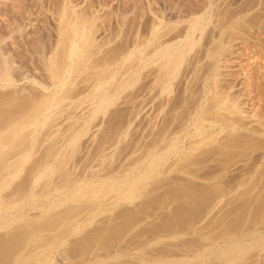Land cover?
<instances>
[{
	"label": "bare ground",
	"instance_id": "bare-ground-1",
	"mask_svg": "<svg viewBox=\"0 0 264 264\" xmlns=\"http://www.w3.org/2000/svg\"><path fill=\"white\" fill-rule=\"evenodd\" d=\"M230 1H228L227 4L226 1L224 7L220 5L219 2L214 5V7H216L208 14L205 13L191 18L188 20V25L184 28L182 27V29L176 33L173 32V29H170L174 26H166L163 20L159 19L152 23L151 26H149L148 24L150 23L146 21V25L150 28L145 25L147 28L144 29L149 30L146 32L144 31L145 33L143 32L144 34L139 41H134L132 50H130V48L111 49V47L103 50L104 46H99L97 44L94 25H88L89 21L87 17L84 19L81 18L80 20L79 18H72L74 20L70 19L71 13L74 14L71 10V13L67 12L61 15L62 21L60 22L62 28L59 40L56 41L57 43L55 42V45L53 43V45L50 44L48 48L45 43L40 42V49L38 52L41 55L40 59L43 64L42 66H44L50 78L51 85H49V82L47 85L44 84L45 81L43 80L41 81L44 83H40L39 80L34 78L36 82H39L38 85L36 84L39 87L34 88L33 92L31 90L29 94H27V92H29L27 91L25 93L26 95H22L23 89L19 91L21 94L17 92L21 87H18V84H16L18 81L15 76L17 69L15 67L16 64L14 66V59L12 57L13 60L5 58L9 57L7 55L5 57L3 55L0 56V232L5 231L6 234L5 238H2V235L0 238V264H61L58 262L60 260L57 261L55 256V250L58 245L69 246L68 248L71 247V250L67 248L68 251L64 249L63 255L64 260L67 262L66 264H104L105 262L103 263L101 258L104 256L103 253L105 251H102V254H100V250H110L111 247L112 249L115 248L114 245L116 246L117 240L114 239L120 236V240L117 241L118 245L123 238H121V236H123L121 233H123L124 230L131 229L130 224L133 225L132 221L134 218L132 220L130 219L132 223L129 222V224L127 222L129 221L128 219L131 218V215L129 218L127 217L128 221L125 219L123 225L127 223L128 227H125L127 226L126 224L124 226L118 224L114 229H109L110 231L103 227L102 229H106L107 231L101 230L102 232L96 231L99 227L95 230L89 228L91 232H94L91 234L94 235L92 237L87 235H82V237L80 236L81 238L76 237L78 239L77 241L74 240L75 243L73 242L74 246L72 244V247L70 246L72 242L70 241L71 243H69L68 238L73 235H80L82 231L81 225L77 222L78 220H76L77 217L80 215L83 217L85 213L89 214L95 211L100 213L101 211L108 210L109 208L113 209V207L115 208V206L125 203L133 204L136 199H139V193L145 188L148 181L151 180L155 174H161L163 170L166 174L180 172L185 174V176L188 175L194 178L200 177L203 180L210 181V183L208 182L209 185L206 184L207 186H205L204 184L201 190L195 188L196 183H194L195 181L192 182L190 178L188 179L195 185L192 184L191 186V184H188V186L187 183L185 184L186 187H189V192H185L184 189L183 193H188L187 197L193 198L190 202V204L193 202L192 206L195 203L194 201H197V204L195 203L197 207L195 208L198 210L200 207V209H202L204 206L205 209L203 208L202 211L205 210L209 213H216L221 209L220 212H222L226 205L228 206V204L231 203L229 202L227 204L226 202L224 206H221L222 208L218 207L219 204L224 198L229 195L231 196L233 193L237 194V198L240 197L242 199H240V202L244 201L241 202V206L238 205L239 207L236 206L235 209L232 207L233 210L231 211L230 208L228 213L224 215H222L223 213L220 214L221 216L219 219L217 218L218 221H216L218 227H223V229L225 227L228 229L229 227L230 230V227H245V225L246 227L247 225L259 227L260 225H264V139L241 135V130L247 131L249 136H254L252 134L259 133L264 134V130L248 128V126L243 123L244 110L239 100L238 93L233 91L234 86L223 84L221 80H219V74L221 73L217 70L221 67V59L225 58L227 55L226 53L224 57H221V50H224V48L226 50L229 44L232 43L233 40H236L235 35L241 34L236 31L242 29L245 33L247 29H244V27L251 28V25L255 23V25L258 26L259 23L257 24L256 21L259 18L260 20L264 18L262 17L264 14L260 16V13V17H257V12V14L254 13V15H256L254 18L250 15L252 19L257 17V19L253 21L251 18L245 20V18H240L241 16H238L243 13H251L258 9L259 6L264 4V0L257 1L258 3L247 1L245 4L242 3L241 6L237 5L238 8L234 10L231 8H233L237 2L233 5L229 3ZM260 8L263 9V6ZM242 24H245V26ZM174 28L176 29V26ZM226 34L228 36L225 38ZM241 35L240 37H242ZM2 50L0 49L1 52ZM34 52L35 50L32 51V53ZM116 66L122 70L119 74L115 73ZM14 70L16 71L15 73ZM20 72H17L19 74H17L18 77L20 76ZM23 72L24 71H22V73ZM29 75L26 77L28 78ZM141 76H143L141 80H144V83L140 82V84H143L141 87L139 86V88H141L139 94H141V92L145 94V99L143 98L146 103L145 106L153 105L151 109L152 112L149 110L151 115H148L149 118L146 119L147 124L145 132L143 133L144 138L142 139L146 143L144 146L145 149L142 150V152L145 150L144 158L148 160L146 167L138 171L139 166H137L135 162L134 166L131 161L133 165V167H131L129 161L128 169H124L125 167H122L119 162V166H116L118 164H116L115 167L113 165L109 171L103 168V170L100 168L99 170L92 171L93 167H91L89 171L86 168L82 172H78L77 163L80 162V159L78 162L76 161L77 163L74 162L77 164L76 166L72 163V158H74L76 153L80 152L83 138L91 132V124L100 117L103 119L106 115L108 116L111 109L118 105L125 90L134 87L137 82L140 81L139 78ZM80 77L82 79L80 83H75ZM185 80L186 83L183 84ZM81 83L86 85L85 87L82 86V88L79 86L78 88L80 89H78L77 85ZM51 87L53 88L51 89ZM12 88H16V90H12ZM135 91L137 93V90ZM81 96H84V98H78ZM128 96H126L127 99ZM133 96L135 97L136 95ZM135 98L137 99V97ZM77 100L78 102L75 103ZM137 101L136 103L138 104ZM142 101L143 100H141V102ZM79 109L81 115L76 116L74 112ZM128 109L129 108H127V111ZM63 115L66 120L70 121V125L67 126L65 131L62 130L65 128L63 127L58 130V132L60 131L58 135L55 133L56 136L51 137V133L48 132L50 128L49 130L46 128L47 131H44V128L52 125V118L56 116L61 117ZM102 123L104 122L102 121ZM110 123L112 124L113 122ZM122 123L123 122H121V125ZM104 127V131H106V124ZM110 129L111 128H109V130ZM118 129L115 131L112 129L110 133H105L106 135L105 137L103 136V139L101 138L102 143L100 142L99 145L96 142L98 145L96 146L97 149H100L98 150V154L101 151L102 155H106L103 153H106L113 145H111L110 141L113 138V140H115V138L119 137L118 133L120 130ZM224 133L225 136L222 135ZM223 136L224 138H222ZM94 138L93 136V139ZM49 142L50 144H48ZM88 145L90 146L91 144L89 143ZM115 146L114 144L112 147ZM124 149L126 150V148ZM258 150H262L259 152L263 153L259 155ZM248 151L252 153L256 152L257 155H255L257 157L253 159V155L248 154ZM40 152L41 156L37 158L36 156ZM239 152L240 157L243 153L246 155V157H244L245 155L242 156L243 162L244 160L248 162L251 158L252 160L250 162H253L250 163V165L246 163V167L249 166L246 172L243 171L249 176L243 173L240 178L239 174V182L236 188L232 186L233 189L229 185L230 181H228V179L231 180L235 175H230L231 178L227 177L228 179H224L225 182L227 180L226 185H223L222 179L230 173V170L228 171L230 167L229 164V167L226 166V163L229 162H226V159L228 157L231 159L234 154L237 155L236 153ZM125 155L126 154H124V156ZM142 155H144V152ZM218 155L219 157H227L226 159L221 158V160H226L223 162L225 164H221L223 168L220 167V170H218L220 163L217 164L218 166L213 164L215 168L217 166V170L210 168L213 167L210 166L208 168H210V171L213 169V171L210 172L207 170V173V171L204 170V175H198L201 168H196L207 164L212 161L213 158L218 160L219 157L216 159ZM106 156H108V154ZM99 158H101V156H99ZM140 158L138 155L136 161ZM172 158L175 159L174 162L172 161V164H170ZM184 160L186 161L184 162ZM221 160L219 159L220 162ZM181 161L184 162V165L179 166V162ZM232 163L233 162H231L230 165H232ZM235 163H233V165ZM107 165L109 166L108 163ZM208 165H205V167ZM210 165L212 164L210 163ZM120 167H122V170L119 169ZM246 167L244 168L246 169ZM26 170L27 173L25 172ZM137 171L138 173H136ZM22 174L25 176L22 177ZM132 174L134 175L133 178ZM236 177L234 179H236ZM175 178L180 180L179 178H183V176L178 177L177 175ZM163 179L167 181L166 178L163 177ZM168 179L171 178L169 177ZM186 182H188V180ZM248 184L249 187L242 189V187ZM159 185H161V183ZM156 186L158 187V185ZM171 191L172 190H170V192ZM193 195L195 198L198 197L199 200H196ZM153 196L154 195H152V197ZM182 196L184 197L185 195L181 194V198ZM54 198H57V201H54ZM146 198L149 199V196ZM233 198L234 197H232V199ZM168 200L170 199L168 198ZM167 202L168 201H166V203ZM37 204L42 207L41 210L37 211L36 209L38 213L41 211V214L36 213L38 216L35 218L34 216L36 215L33 214V216L31 214L33 212L32 208ZM194 206L192 208L190 207L192 210H189L192 216L194 215L197 217L199 214L197 213L198 215H196L197 210L194 209ZM217 207L218 210L214 211ZM59 208L61 209L56 213V209ZM180 209L177 210L181 213L185 211H180ZM193 209L195 210L194 214ZM225 212H227V210H225ZM181 213H178L181 215L180 218L176 212L180 219L185 220L186 217L183 218L184 216L182 217V215L184 214ZM95 214H97V212ZM203 216L204 215L201 217ZM195 217H193V219ZM174 218L175 220L177 219V217ZM174 218L173 222L175 221ZM81 219L83 220V218ZM198 219L197 222L201 220V218L200 220ZM177 221L179 223H177ZM211 221H213V219ZM180 222L183 221L177 219V224L175 225L177 226L180 224L181 226L183 223H186L183 222L181 224ZM121 225L123 227H121ZM180 226L177 227L180 228ZM184 226L183 224L181 227L184 228ZM169 227L170 229L173 228L172 225ZM59 230L61 232L52 235L53 232ZM88 231L86 233H88ZM180 233L182 232L180 231ZM229 233H232V231H229L228 234ZM218 237L215 240H217ZM107 238L113 239L112 241L108 240L110 241L108 242ZM208 239L210 240V237H208ZM113 240L114 245L112 246ZM205 240H207V238ZM122 245L120 244L119 246L120 250L128 246H123L121 249ZM242 245L243 244L240 246L239 243L233 244L232 247L223 249L219 252L215 258H217V260H224L227 262L225 264H232L237 260V257L247 254L246 249L242 248ZM175 247L177 248V246ZM191 247H187L186 249L189 250ZM200 248L203 249V246ZM128 249L124 250L123 254L127 253ZM109 250L108 252L111 251ZM179 250L181 249L179 248ZM159 251L161 253V250ZM211 252H213L212 249H204L198 252L197 255H203L205 253L206 261L210 262L209 260L212 258ZM107 255L110 256L111 254L109 255L108 253ZM151 255H153V253ZM142 258L140 264H145L144 257L142 256ZM153 258H155V255ZM147 261H149L148 258ZM120 262L119 264H121ZM123 262L127 264L125 261H122V263ZM160 262H162V259ZM165 264H190V261L178 260Z\"/></svg>",
	"mask_w": 264,
	"mask_h": 264
},
{
	"label": "rangeland",
	"instance_id": "rangeland-1",
	"mask_svg": "<svg viewBox=\"0 0 264 264\" xmlns=\"http://www.w3.org/2000/svg\"><path fill=\"white\" fill-rule=\"evenodd\" d=\"M228 1H230V0H225V1L224 0H0V49L2 50V48H3V50L5 51V52L3 50H2V52L0 51V53H2V54H0V56L3 55L5 57L7 55L9 57H5V58H9L11 60L14 59V62H15L14 66L16 64L15 67L17 69L16 71L17 72L21 71L20 76L18 77L17 76L18 73L14 70V73L16 72L15 76L17 77L16 79L18 81V83H16V84H18L17 85L18 87H21L20 89L17 90V92L21 94V92H19V91H22V89H23L22 95H26L25 93L27 91H29V92H27V94H29V93H31V90L33 92L34 88H36V87L38 88L39 86H37V85L39 82L44 83L43 81H45L44 84L47 85L49 82L50 83L49 85H51L50 78L48 77V74L46 73L44 66H42L43 64H42V61L40 59L41 55L38 52L40 49V42L45 43V45L48 46V48H49L50 44L53 45L56 41L59 40V36L61 33V28H62L61 27L62 24L60 22V21H62L61 15L65 14L67 12L71 13V10L74 12V14L71 13L70 19H72V18L78 19L79 18V20H80L81 18L84 19L85 17H87V19L89 21L88 25H90V24L94 25L95 32H96V38H97V44L99 46L103 45L104 46L103 50L108 49L110 47H111V49L112 48H114V49H116V48L117 49L130 48V50H132V46H133L134 41H139V39H141L143 34L149 30V29L148 30H145V29L147 27L150 28L149 26H151L152 23H154L155 21L160 19V20H163V22L166 26H169V25H170V27L176 26V29L174 27L173 28L169 27L170 29H173L174 33H176L178 31H180L182 29V27L184 28L185 26H187L188 20H190L191 18H193L195 16H200V15L205 14V13L208 14L210 11H212V9H214L216 7V6L214 7V5H216L219 2H220V5H222L224 7L225 2L227 4ZM247 1H253L254 3L255 2L258 3L259 1H262V0H231L229 3L234 5L237 2V4L234 5L233 8H231L234 10V9L238 8L237 5L241 6L242 3L245 4ZM262 6H263V9L260 8ZM262 6H259L258 9L254 10L251 13L240 14L238 17L241 16L240 18H245V20H249V18H251V16H252V18H254L256 16V15H254V13H256V12L258 13V14L256 13L257 17L259 16V13L261 16L264 14V4ZM223 7H222V9H223ZM67 9H68V11H67ZM257 17L255 19L251 18L252 21L256 20ZM262 17H264V16H262ZM74 19H72V20H74ZM146 21L150 23V24H148L149 26L146 25V23H147ZM256 22H257V24L259 23L258 26H256L255 25L256 23H255L254 25L253 24L251 25V28L244 27V29H247L245 31V33L243 32L244 30L242 31V29L237 30V31L235 30L236 32L241 33L242 35L241 34L235 35L236 40H233V42L229 44V46L226 48V50H225V48H224V50H221V53H222L221 57H224L225 54L227 53V55H226L227 58H226V56H225V58H222V59L220 58L221 59V62H220L221 67L218 68L217 70L219 73H221V74H219V80H221V82L223 84H226V85L229 84V85L234 86L233 91L238 93L239 100L242 103L243 110H244L243 123L246 126H248V128L264 130V18H262L261 20L259 18ZM95 24H96V26H95ZM145 25L147 27H145ZM242 25L245 26V24H242ZM236 32H235V34H236ZM240 35L242 37H240ZM227 36L228 35L226 34L225 38ZM238 36H239V38H238ZM37 46H39V47H37ZM36 49H38V50H36ZM34 50H35V52L32 53V51H34ZM36 52H38V53H36ZM15 55H16V57H15ZM15 58L17 59V61ZM20 68H21V70H20ZM18 70H20V71H18ZM22 71H24V72L22 73ZM120 71H122V70L118 66H116L115 67V73L119 74ZM28 75H29V77L27 78L26 76H28ZM34 78L39 80V82L38 81L36 82ZM141 79H143V76H141L139 78L140 81H138L134 87H131V88H128L125 90L121 100L119 101L120 103L118 102V105L111 109L108 116L106 115L108 118L106 116L103 119H102V117H100L101 119L99 118L96 120L97 123H96V121H94L91 124V127H92L91 132L87 135L88 137L86 136L85 138H83L82 145L80 146V152L76 153L77 155L74 153L75 154L74 158H72L73 160L71 159L73 164H75L74 162H76V161L78 162V160L80 159L79 160L80 162H78V163L76 162L78 164V166H77V164H75L77 166V170H79L78 172H80V171L82 172L86 168L89 171L91 169V167H93L92 171L93 170L95 171L97 169L99 170L100 168H101V170L107 169V171H109V170H111L113 165L115 167V165L118 164L119 162L121 163L122 167L123 166L125 167L124 169H126V168L128 169L129 164H131L132 162H133L132 164L134 166H135V164H137V166H139L138 171H141L146 167L148 160H146L144 158L145 157V150L143 151L144 155H142L143 154L142 150L145 149L144 146L146 143L142 139L144 138L143 133L145 132V127L147 124L146 119L149 118L148 115H151L150 111L152 112L151 109H152L153 105L145 106V104H146L144 102L145 101L144 100L145 94L142 92H141V94H139L141 91V88H139V86L141 87L142 84L144 83V80H141ZM41 80H43V81H41ZM81 80L82 79L80 77L75 81V83H77V82L80 83ZM140 82H143V83L140 84ZM184 83H186V80H185V82H183V84ZM138 84H140V85H138ZM85 85L86 84H84V83L78 84L77 88L79 86H80V88H82V86L85 87ZM52 88L53 87H51V89ZM80 88H78V89H80ZM14 89L16 90V88H12V90H14ZM132 90H133V92H132ZM135 90H137V93ZM132 93H134V94H132ZM133 95H136L135 97H137V99ZM138 95H140V96H138ZM84 96H81L78 98L83 99ZM126 96H128V99ZM130 97H131V99H130ZM141 100H143V101L141 102ZM136 101L138 102V104L136 103ZM76 102H78V100L75 101V103ZM136 105H138V106H136ZM127 108H129L128 111H127ZM135 109H137V110H135ZM77 111L74 112V114L76 116L81 115L80 109ZM120 111H122V112H120ZM115 112H116V114H115ZM135 112L136 113L138 112V113L136 114ZM126 115H127V117H126ZM131 117H133V118H131ZM54 118H52V121H51L53 126L51 125V126H47L44 128V131H47V129L49 130V128H50V130L48 132L51 133L50 134L51 137L58 135V133L60 132V131L58 132V130L62 129L63 127H65V128H63L62 130L65 131L67 126L70 125V123H69L70 121L66 120L64 115L61 117L56 116ZM102 121L104 123H102ZM110 122H113V123L111 124ZM121 122H123L122 125H121ZM94 123H95L96 127L94 126ZM96 124L97 125L99 124V125L97 126ZM105 124H106V129H105L106 131H104V128H105L104 125ZM102 126H103V128H102ZM120 127H121V129H120ZM109 128H111L110 129L111 131H112V129H113V131H115L118 128H119L118 130H120V132L117 131V132H119L118 133L119 137L115 138V140H113L114 139L113 138L110 141L111 145L115 144L116 146L112 147L113 146L112 145L110 148L107 146L110 150L108 149V151L106 153H103V154H106V155L108 154V156L102 155L101 151H100L101 154L100 153L98 154V152H99L98 150H100V149H97L96 146H98L99 143L101 142V138L103 139L107 133H110ZM93 130H94V132H93ZM55 133H56V135H55ZM241 133H242L241 135H247L248 137H257V138H263L264 139L263 133L252 134L254 136H249V133L245 130H241ZM222 135L225 136V133ZM222 135H220V136H222ZM241 135H239V136H241ZM93 136L95 137L94 139H93ZM224 136L222 138H224ZM120 140H122V141H120ZM124 140H126V141H124ZM242 140H243V138H242ZM91 141H92V143H91ZM135 141H138V142H135ZM96 142L98 143V145ZM89 143L91 144L90 146L88 145ZM126 143H128V144L125 145ZM48 144H50V142ZM136 144H138L139 146ZM124 148H126V150ZM131 148L134 150H132ZM121 151H122V153H121ZM259 151L261 152L262 150H258L259 155H261L263 152L260 153ZM41 152L36 156L37 158L41 156ZM95 153H97L98 155ZM116 153H118V154H116ZM120 154H122V155H120ZM124 154H126V155L124 156ZM127 154H128V156H127ZM236 154L237 155L234 154L232 156L233 159L232 158L230 159V157H228V158L222 157V156L219 157V155L216 156L217 157V158L215 157L216 159H218V157L220 160H221V158H225V159L227 158L226 159L227 161L225 159H222L220 162L219 159L215 160L213 158L212 161L205 164V165L209 164L207 167H205V165H201V166L196 168V169L201 168L199 170L198 175L203 174L204 170L210 171V168L217 170L216 169L218 166L217 164H219V163H220V166H219L218 170H220V167L223 168L221 166V164L222 165L225 164V163H223L224 161L229 162V163H226V166H228V164H229V166L231 167L230 168L228 166L229 167L228 171L230 170V173H228L227 176L223 177L222 183H223V185H226L227 180L225 182V180H224L225 178L230 177V175H233V176L235 175V177L237 175L236 179H234L235 177L232 178L231 180H229L227 178L228 181H230L229 185L231 187L234 186L236 188L237 184L239 182V179H238L239 174H240L239 177L241 178L242 177L241 175H243V173L246 172L247 167L250 165V163L253 162V161L250 162L252 160V158L254 159L255 157H257L256 152L252 153L251 151H248V154L253 155V157L251 159H249V161L247 160L248 162H246V160H244V162H243L242 156H244L245 154L243 153V155H241V157H240V152L236 153ZM138 155H139V158L141 157L142 159L140 158L138 161H136L138 159ZM99 156H101V158H99ZM103 156H105V157H103ZM122 157H124V158H122ZM244 157H246V155ZM234 158H236V159H234ZM174 159L175 158H172L170 160V164H172L171 163L172 161L174 162ZM229 159L233 163H235V162L237 163L238 161L239 162L237 164L235 163L236 165L235 164L233 165V163H232V165H230L231 162ZM213 160H214V162H213ZM241 160H242V162H241ZM110 161H112V162H110ZM113 161H115V162H113ZM185 161L186 160H184V162ZM128 162H129V164H128ZM134 162H135V164H134ZM184 162L183 161L179 162V166L184 165ZM107 163L109 164V166L107 165ZM210 163L212 165H210ZM246 163H249V165L247 164L248 165L247 167H246ZM119 164L116 166H119ZM132 164H131V167H133ZM213 164L217 165L216 168ZM79 166L80 167L83 166V167L80 168ZM210 166H213V167H210ZM243 166L246 167V169ZM122 167H120L119 169L122 170ZM208 167H210V168H208ZM213 169H211V171H213ZM138 171L136 173H138ZM25 172L27 173V170ZM26 173H23V174H26ZM136 173H134V174H136ZM174 173L175 174H173V172L166 174V173H164V170H163V172L161 174H158V175L155 174L154 177L148 181L149 184L147 183L145 188L140 191V193H139L140 197L138 196L139 199H136L133 202V204L125 203V204L115 206V208L113 207V209H110V208L108 210L106 209L107 211L104 210V211H101L100 213L98 211H95V212H92L89 214L85 213V215H83V217H82V215L77 217L76 220H78L77 222L81 225L82 231L80 232V235L77 234L79 236L73 235V236H70L68 238L69 243L72 242L70 244V246H72V244L74 246L75 241H77L78 238H81L82 235H87L89 237H92L94 234L93 235L91 234L93 231L91 232L90 229L93 228L92 230H95L97 227H99V229L98 228L96 229V231L98 230L99 232L101 230L103 231L106 229L107 230L114 229V227H117L118 224L123 225V223L125 222V219L127 220V217L129 218V216L131 215L130 216L131 218L128 219L129 221L127 220L128 222L127 221L126 222L129 224V222H131L130 219L132 220L134 218L135 220L133 219V221H132L133 225L130 224L131 229L130 230L129 229L124 230L125 231V232L123 231L124 234L121 233V235H123V236H121V238L122 237L123 238L118 243V245H117V241L120 240L119 239L120 236L119 237L117 236V239H114V240H117L116 246L114 245V240H113L112 246L114 245L115 248L112 249V247H111V249H112V250L110 249L111 251L108 249L110 252H108V250H106V249L100 250V252H101V253L99 252L100 254H102V251H105L103 253L104 256L101 258L102 262L103 263L105 262L104 264H110V263L111 264L112 263L119 264L120 261H121L120 262L121 264H124V262L122 263V261H125V263H127V264H131V263L140 264V260L143 259L142 256L144 257V260H145L144 263L145 264H152V263L153 264H162L164 262L167 263V262H174V261H178V260H189L190 264H205V263L206 264H217V262H218V264H220L221 262H222L221 264H225L227 262H225L224 260H219V259L217 260V258H215V256L219 252H221L223 249L232 247L233 244L235 245L236 243H239L240 246H241V244H243L242 248L246 249L247 254L244 256H241V257H237V260L234 261L232 264H264V225H262V226L260 225L259 227L258 226L254 227L252 225H250V226L247 225V227H246V225H245V227H239V226L238 227H230V230H229V227H228V229L226 227H225L226 229L225 228L223 229V227H218L216 225L217 224L216 221H218L219 217L221 216L220 214L223 213L222 215H224V214L228 213L230 208H231L230 209V211H231V210H233L232 207H234V209H235L236 206H238V205L241 206L242 205L241 202H244V201L240 202L241 198L240 197L237 198V194L235 193L236 194L235 195L233 193L232 194L233 196L232 195L227 196L226 198H224L225 200L226 199L227 200L225 201L223 199L222 202L220 203L221 205L219 204L218 207L220 208L221 206H224V204H226V202H227V204L229 202L231 203V204H228V206L226 205V207L224 208V210H222V212H220L221 209H219L220 211H217L216 213L215 212L209 213V212H206L205 210L202 211L203 208L205 209V207L203 205H202L203 206L202 209H200L201 207L199 205H198L200 207V208L198 207L199 210L197 208H195V207H197V205H195V203L197 201H194V200L195 199L199 200V198L196 196L198 198L197 199L193 195V197L195 198L193 200L195 202L194 203L195 206L194 205L193 206H194V209L197 210L196 215H198V214L199 215L197 217H195L194 215L192 216V213H190L191 212L190 210H192L191 208L193 207L192 206L193 202H192V204H190V202L192 201L193 198L192 197L188 198L187 197L188 193H183V190L185 189V192H187V191L189 192V190H188L189 185L188 184H191V186H192V184L195 185L194 183H196L195 188H197V190H199V189L201 190V187H203L204 184H205V186L209 185L210 181H207L205 179L203 180L200 177L194 178V177L188 176V175L185 176V174L180 173V172H174ZM207 173H208V171H207ZM23 174H22V177L25 176ZM169 174H170V176H169ZM176 174L178 175V177L183 176V178H179L180 180H177V178H175V176H177ZM244 174H246V173H244ZM179 175H181V176H179ZM203 175H202V178H203ZM168 176L171 179H168L169 178ZM247 176H249V175H247ZM133 177H134V175L132 174V178ZM163 177L166 178L167 181L165 179H163ZM173 177L176 179V181ZM188 178H190V180L192 182H194V181L195 182L192 183ZM160 179L164 180L165 183H164V181H161ZM185 179H187L188 182H186L187 180H185ZM159 181H161V182H159ZM168 181H169V183H168ZM160 183L162 186L159 185ZM186 183L188 185L187 187L185 185ZM200 183H203V184H200ZM156 185H158V187ZM152 187H153V189H152ZM246 187H249V184L245 187H242V189L246 188ZM168 188H169V190H168ZM149 189H150V191H149ZM174 189H176V190H174ZM145 190H146V192H145ZM170 190H172L173 192L172 191L170 192ZM178 190H180V191H178ZM166 192H167V194H166ZM180 193L182 195L184 194L185 196L184 197L182 196V198H181ZM143 194L146 197L149 196V199L144 197ZM152 195H154V196L152 197ZM142 197H144V198H142ZM229 197H231V198H229ZM232 197H234V198L232 199ZM157 198H158V200H157ZM168 198L170 200H168ZM235 198H237V199H235ZM141 200H143V201H141ZM54 201H57V198H54ZM166 201H168V202L166 203ZM155 202H156V204H155ZM170 202H172V203H170ZM188 202H189V204H188ZM51 203H53V202H51ZM222 203H223V205H222ZM135 205H137V206H135ZM141 206H143V207H141ZM151 206H153V207H151ZM41 207L42 206L38 205V204L36 206H34L33 207L34 209L32 208L33 212L31 211L32 212L31 215L35 214L36 216H34V215L33 216L36 218L38 216L37 214H41V211H39L40 213L37 212L38 210H41ZM180 207H181V209H180ZM218 207L214 211L218 210ZM182 208H183V210H182ZM36 209H37V211H36ZM60 209L61 208L56 209V211L55 210L54 211L56 213H58ZM177 209L178 210L180 209V211L185 210L184 211L185 213L182 212L184 214V215H182V217L183 216H184L183 218L186 217V219H185L186 221L183 219H180L181 215L178 213H181V212H179ZM194 209H193V214L195 213ZM225 210H227V212H225ZM96 212H97V214H95ZM176 212L180 218L178 217ZM126 213H127V215H126ZM173 214H175V215H173ZM125 215H126V217H125ZM202 215H204V216L201 217ZM174 217H177V219L182 220L183 222H186V223L180 222L181 224L183 223L185 225L184 228L181 227L183 224L181 226H180V224L177 225V226H180V228L175 225L179 222L177 221V223H176L177 219L175 220ZM193 217H195V218L193 219ZM214 217H215V219H214ZM79 218L80 219L83 218V220L82 219L80 220ZM173 218L175 220L174 222H173ZM200 218H201V220H200ZM211 218L213 219V221H211L212 220ZM90 219H91V221H90ZM197 219L200 221L197 222ZM80 221H83V222H80ZM127 223H125V224L127 225ZM114 225H116V226H114ZM122 225H121V227L124 226V225L123 226ZM171 225L173 227L172 229H170V227H169ZM103 227L106 229H102ZM125 227H128V225ZM237 228L239 229V231ZM164 229H166V230H164ZM197 229H198V231H197ZM199 230H200V232H199ZM87 231H88V233H86ZM180 231L182 233H180ZM229 231H232V233L228 234ZM59 232H61V231L60 230L55 231L52 233V235H55ZM224 232H225V234H224ZM89 233L91 234V236ZM235 234H237V235H235ZM1 235H2V238H5L6 237L5 231L0 232V238H1ZM161 236H162V238H161ZM76 237H78V238H76ZM83 237H85V236H83ZM208 237H210V240L208 239ZM217 237H218V239L215 240ZM113 238H115V237H113ZM113 238H111V239L107 238V241L108 240L112 241ZM204 238L205 239L207 238V240H205ZM184 240L187 242H185ZM110 241H108V242H110ZM191 241L193 242V244ZM203 241L205 244L203 243ZM239 241H241V242H239ZM108 242H106V243H108ZM131 243H133V244H131ZM145 243H146V245H145ZM252 243H253V245H252ZM108 244H110V243H108ZM120 244L121 245L123 244L121 246V249L123 246H125V247H126V245H128V246H127V248L120 250L119 249ZM138 244H140V245H138ZM199 244H200V246H199ZM174 245L177 246V248ZM186 245H188V246H186ZM189 246L190 247L192 246L191 249H189V250L186 249L187 247L190 248ZM202 246H203V249L200 248ZM68 247L69 246L66 247V246H59L58 245L57 249L55 250V256L57 258V261L60 260L58 262L61 264L67 263L66 260H64L63 253L65 251L64 249L67 250ZM128 248H130V249H128ZM179 248L181 250H179ZM68 249L71 250V247ZM127 249H128V252L123 254L124 250H127ZM168 249H169V251H168ZM184 249H185V251H184ZM204 249H210V250L212 249V251H213V252H211L212 258H211V260H209L210 262L206 261L205 253L203 255H197L198 252L203 251ZM159 250H161V253ZM178 250L181 252H179ZM170 252H171V254H170ZM251 252H252V254H251ZM108 253H109V255L111 254L110 255L111 257L107 255ZM152 253H153V255H151ZM157 254H158V256H157ZM189 254H191V255H189ZM154 255H155V258H153ZM163 256H164V259H163ZM147 258L149 261H147ZM114 259H115V261H114ZM161 259H162V262H160ZM168 260H170V261H168ZM146 262H148V263H146Z\"/></svg>",
	"mask_w": 264,
	"mask_h": 264
}]
</instances>
